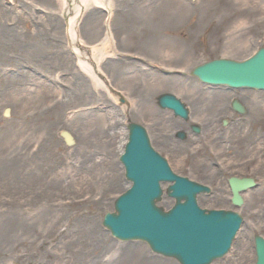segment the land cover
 <instances>
[{"label": "rangeland", "instance_id": "1", "mask_svg": "<svg viewBox=\"0 0 264 264\" xmlns=\"http://www.w3.org/2000/svg\"><path fill=\"white\" fill-rule=\"evenodd\" d=\"M9 1L0 0L8 10L3 18L28 37V48L0 50V186L11 189L0 203V264H118L122 247L141 249L155 264H179L153 254L145 243L116 241L102 226L105 214L114 212L116 199L128 189L119 162L123 153L118 156L127 120L144 126L154 149L181 173L180 151L152 137V119L170 120L157 98L173 93L185 101L186 84L176 79L189 77L198 64L243 60L264 47V0H110L111 12L91 7L80 21L83 28L87 15L96 13L86 41L104 37L110 14L112 35L103 46L108 58L99 70L130 108L109 88L117 104L85 91L89 80L66 46L64 21L57 24L51 18L57 14L53 0H24L26 6L15 7ZM61 64L67 67L61 69ZM67 90L76 102L61 107ZM96 113L117 124L101 134L79 124L81 115ZM244 119L247 140L260 142L253 165H261L264 109ZM64 130L74 137V146L65 145L60 137ZM108 133L117 134L109 138ZM260 154L263 158L256 156ZM61 182L66 184L63 191L57 187ZM257 182L262 186L244 197L239 210L229 196L199 197L203 209L235 210L243 218L230 252L212 264L256 263L254 236L264 238V179L257 177ZM157 205L168 211L174 200L164 195Z\"/></svg>", "mask_w": 264, "mask_h": 264}, {"label": "water", "instance_id": "2", "mask_svg": "<svg viewBox=\"0 0 264 264\" xmlns=\"http://www.w3.org/2000/svg\"><path fill=\"white\" fill-rule=\"evenodd\" d=\"M192 75L208 84L264 90V49L241 63L215 60L199 65ZM158 103L161 108L173 110L176 116H188L186 107L174 95H162ZM5 115H9V110ZM128 130L129 142L120 161L132 186L116 200L115 212L104 216L103 226L122 242L144 241L153 253L180 264H211L224 257L242 218L232 211L201 210L196 196L205 188L174 175L167 162L152 149L143 127L129 122ZM60 136L67 146L74 145L70 133L62 131ZM167 182L173 184L166 193L176 203L165 212L156 203L163 196L160 184ZM230 186L232 203L241 207L243 198L239 192L255 187V183L231 179ZM254 243L256 264H264V239L255 236Z\"/></svg>", "mask_w": 264, "mask_h": 264}, {"label": "flooded vegetation", "instance_id": "3", "mask_svg": "<svg viewBox=\"0 0 264 264\" xmlns=\"http://www.w3.org/2000/svg\"><path fill=\"white\" fill-rule=\"evenodd\" d=\"M176 80L186 84L184 102L190 118L185 121L169 113V123L159 121L166 116L152 119V137L162 146L180 151L183 170L177 174L208 188L200 194L208 197H231L229 180L233 177L264 179V163L253 165L252 158L260 142L247 140L244 119L251 111L256 114L264 109V91L210 86L192 76ZM235 103L245 113L236 110ZM181 132L186 135L184 140L179 137ZM261 186L257 182V188Z\"/></svg>", "mask_w": 264, "mask_h": 264}, {"label": "bare ground", "instance_id": "4", "mask_svg": "<svg viewBox=\"0 0 264 264\" xmlns=\"http://www.w3.org/2000/svg\"><path fill=\"white\" fill-rule=\"evenodd\" d=\"M57 6L56 12L57 14L51 15V18L57 23H63L64 26L62 28V32L65 35L67 47L71 51V53L74 56L75 64L77 65L79 73L83 74L85 78L89 80L87 82L85 91L91 92L93 96L96 97H103L104 99L108 100V97L113 100L115 104H117L118 100L110 95L108 86L104 82H102L99 78L100 72L99 68L101 63L105 58H108V56L104 53L103 46L106 45L112 35V28L110 27V14L108 19H106V26H105V34L104 37H102L99 40H95L91 44L86 41L85 35H88L94 31V18L96 17L95 12H90L86 17V23H84V27H81V19L82 17L90 10L92 7L93 9H99V10H107L111 12L110 9V0L107 3L104 0H53ZM47 2V0H46ZM25 4L24 0H10L8 4H11L13 7L17 6L18 4ZM35 3V2H33ZM107 3V4H106ZM26 6V4L24 5ZM4 6L0 4V50H7V49H14L16 51L17 49L25 50L28 48V37H25L24 34L19 33L14 27L16 24L6 21L2 15V12H8L7 9L3 8ZM33 9H35L33 7ZM31 11V10H30ZM4 19V20H3ZM88 25V26H87ZM87 26V27H86ZM58 25V29H59ZM81 27L82 35H84V39H82L79 35V29ZM57 25H54V29L56 30ZM87 32V34H86ZM35 36V35H33ZM40 37V34L38 33L37 38ZM31 38V37H29ZM93 55L95 58V61L93 62L90 59V56ZM61 69L63 67H67L66 65L61 64ZM73 96V95H72ZM108 96V97H107ZM76 102V99H73V97H70L68 94V90L65 92L64 98L60 102L59 106L66 107L69 104H74ZM97 104H101V99L98 100ZM123 111L125 110L124 107H122ZM83 114V113H82ZM62 118V117H61ZM123 120H126V117L123 118ZM79 124L83 127L95 130L96 133L101 134L105 129L107 128V132H110V128L117 124V120L114 118H108L105 114H93V115H81L79 117ZM65 131V130H64ZM70 133V132H69ZM125 137L122 142V147L120 149V152L118 153V156H120L128 141V132L127 129H125ZM117 133H113V135H110L108 133V136L116 137ZM74 140V138H73ZM33 159H31V162ZM80 167L84 165L83 161H80L78 164ZM100 164H94V166H100ZM1 176V174H0ZM5 179H8V174L4 173ZM63 176V175H62ZM4 179V178H3ZM68 184V183H67ZM66 184L64 182H61L57 185V187H61V191H63V188ZM72 185L69 184V188H71ZM10 187L9 189H3L0 186V203L6 202V197L4 194L10 193ZM5 197V198H3ZM8 198V197H7ZM1 211V210H0ZM119 261L118 264H155L154 261L148 260L147 256L143 253L141 249L138 248H132V247H122L119 250Z\"/></svg>", "mask_w": 264, "mask_h": 264}]
</instances>
